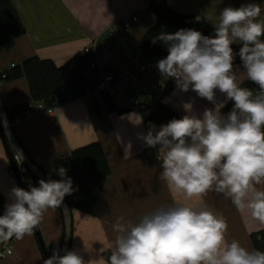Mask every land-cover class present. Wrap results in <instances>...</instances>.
Listing matches in <instances>:
<instances>
[{
	"label": "clouds",
	"instance_id": "obj_1",
	"mask_svg": "<svg viewBox=\"0 0 264 264\" xmlns=\"http://www.w3.org/2000/svg\"><path fill=\"white\" fill-rule=\"evenodd\" d=\"M261 4L248 2L224 7L218 15L197 16L214 27V36L196 29L160 33L152 43L163 42L168 55L157 67L176 88L194 91L214 104L202 115L183 105L185 114L157 128L149 124L138 134L147 146L157 148L159 179L180 195L137 221L118 218L114 240L85 260L77 250L53 249L43 264H264V251L249 250L227 237L228 223L206 202L210 192L222 194L236 209L264 225V19ZM242 46L234 53L232 45ZM239 56L243 73L234 69ZM244 77L242 80L241 77ZM259 86L254 92L242 84ZM217 90L225 101L217 103ZM227 101L232 109L223 114ZM137 124L143 117L136 115ZM19 161L22 156L19 154ZM59 180L40 179L28 190L13 187L10 202L0 215V243L32 236L49 210L57 211L76 189L60 167ZM107 253V255H105ZM10 254V253H9Z\"/></svg>",
	"mask_w": 264,
	"mask_h": 264
},
{
	"label": "crops",
	"instance_id": "obj_2",
	"mask_svg": "<svg viewBox=\"0 0 264 264\" xmlns=\"http://www.w3.org/2000/svg\"><path fill=\"white\" fill-rule=\"evenodd\" d=\"M23 24L24 32L18 36L11 48L0 47V74L10 70L31 57L50 59L57 66L70 57L80 55L89 38L102 33L103 29L119 15L140 8L145 0H10ZM169 8L178 12L204 17L218 15L224 7H239L243 3L261 4V19H264V0H162ZM146 26H139L141 18ZM154 22L152 12L142 10L135 25V32L141 27V35ZM137 26V27H136ZM140 39V38H139ZM239 42L235 43L238 44ZM234 69L243 73L242 64ZM243 80L244 77L242 76ZM169 91L155 104L142 111L129 110L124 114L108 113L100 104L95 113L91 102L82 96L63 102L56 107L50 117L37 112L12 126L7 142L13 150L14 143L27 156L36 170L40 166L47 170H58L66 165L62 157L79 146L99 142L109 165V175L95 204L92 214L73 211L71 217L63 206L57 211L49 210L38 228L49 257L53 249L77 250L89 259V252L95 254L114 240L113 224L120 217L137 221L162 206H170L180 195L171 192L159 179L160 159L157 148L147 146L138 134H146L149 124L159 128L172 119H180L185 114L183 105L192 104V110L202 115L205 108L213 109L214 104L199 97L194 91H180L174 78H169ZM256 92L249 80L242 84ZM217 103L225 101V95L217 90ZM33 101L28 90L27 78L21 76L9 81H0V123L10 120L12 114H20L22 106ZM227 101L221 110L227 114L233 107ZM8 111H11L9 115ZM136 115L143 117L137 124ZM2 125V123H1ZM37 171V170H36ZM39 173V172H38ZM19 187L9 164L0 135V195L3 208L10 202L9 193ZM264 187V186H259ZM215 212L222 214L228 223L227 237L238 240L249 250H253L250 233L264 228L249 215L239 212L231 201L222 194L210 192L205 198ZM69 229V240L63 247L65 229ZM8 243L12 252L0 260V264H43L42 254L37 246L34 233L17 241L15 238L0 243Z\"/></svg>",
	"mask_w": 264,
	"mask_h": 264
},
{
	"label": "trees",
	"instance_id": "obj_3",
	"mask_svg": "<svg viewBox=\"0 0 264 264\" xmlns=\"http://www.w3.org/2000/svg\"><path fill=\"white\" fill-rule=\"evenodd\" d=\"M147 10L152 12L154 22L145 29L137 42V52L146 59L154 57L166 58L168 55L167 46L163 42L152 43L153 38L162 32L174 33L184 28L196 29L204 35L214 36L212 24L203 19L201 22H197L193 15L173 10L166 6L163 1L160 4H149ZM23 32V24L11 1L0 0V47L11 48L15 39ZM241 46L239 43H234L232 45L234 53H238ZM90 60L91 57L89 55H74L64 64L57 66L50 59L31 57L19 65H13L10 70L4 72L3 76L0 74V81H9L25 76L29 94L33 101L47 103L54 96H60L63 103L81 96L90 85L84 75ZM240 64L242 63L237 55L234 65ZM249 84L256 92L259 91L257 84L250 80ZM90 102L95 113H99L100 104L103 105L108 113L124 114L128 112L127 109L114 106L107 96L103 97L102 103L97 101ZM8 113L10 115L11 111H8ZM0 130L3 133V145L9 164L19 187L25 189L23 185L25 180L30 182L32 186H38L40 179H60L58 175L59 169L47 170L40 166L36 167L39 174L28 169L21 179L16 173L12 149L7 142L1 123ZM65 163L64 168L67 170V176L72 179L73 187L76 189L72 195L66 196L63 202L67 206L69 217H71L73 211L92 214L110 171L100 143L95 141L72 149L68 153ZM3 213V199L0 195V215H3ZM34 236L43 259L49 258L38 229L34 231ZM249 238L253 249L264 251V228L250 233Z\"/></svg>",
	"mask_w": 264,
	"mask_h": 264
},
{
	"label": "built area",
	"instance_id": "obj_4",
	"mask_svg": "<svg viewBox=\"0 0 264 264\" xmlns=\"http://www.w3.org/2000/svg\"><path fill=\"white\" fill-rule=\"evenodd\" d=\"M151 3L160 4L162 0H145L140 8L119 15L106 25L102 33L89 38L83 45L81 55H89L91 60L84 71L90 85L84 90L82 97L102 103L103 97L107 96L114 106L138 112L159 102L169 91V78L162 77L157 67L158 61L163 58L146 59L130 45L131 26L138 21L141 11L146 10ZM61 103L60 96H54L47 103L43 101L26 103L22 106L20 114H12L10 120L1 121L4 133L10 137L14 124L31 118L37 112H44L53 117L56 107ZM12 153L16 173L21 179L28 169L37 173L15 143ZM19 154L22 159L18 161L16 157ZM62 160L66 162L67 157L63 156ZM23 185L28 190L31 183L25 180ZM68 238L69 229L66 228L63 247H66ZM11 252V246L8 243L3 244L0 247V260Z\"/></svg>",
	"mask_w": 264,
	"mask_h": 264
},
{
	"label": "rangeland",
	"instance_id": "obj_5",
	"mask_svg": "<svg viewBox=\"0 0 264 264\" xmlns=\"http://www.w3.org/2000/svg\"><path fill=\"white\" fill-rule=\"evenodd\" d=\"M140 18V17H139ZM146 24H147V20H145V18H141L140 19V21H139V26H141L142 28H143V26H146ZM137 27V26H136ZM141 27H138V31H136L135 32V25L133 26V28H132V31H131V33H130V45H131V47L134 49V50H136L137 51V42H138V40H139V38H140V35H141ZM116 62V61H115ZM114 62V63H115ZM102 105V104H101ZM38 173V172H37ZM39 174V173H38ZM65 213H67V212H65Z\"/></svg>",
	"mask_w": 264,
	"mask_h": 264
},
{
	"label": "water",
	"instance_id": "obj_6",
	"mask_svg": "<svg viewBox=\"0 0 264 264\" xmlns=\"http://www.w3.org/2000/svg\"><path fill=\"white\" fill-rule=\"evenodd\" d=\"M0 135L2 136L3 135V133H2V131L0 130ZM20 188H22V187H20Z\"/></svg>",
	"mask_w": 264,
	"mask_h": 264
}]
</instances>
